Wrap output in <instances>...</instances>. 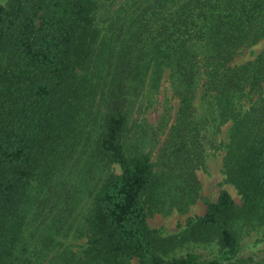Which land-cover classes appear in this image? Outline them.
I'll return each mask as SVG.
<instances>
[{
    "label": "trees",
    "instance_id": "trees-1",
    "mask_svg": "<svg viewBox=\"0 0 264 264\" xmlns=\"http://www.w3.org/2000/svg\"><path fill=\"white\" fill-rule=\"evenodd\" d=\"M260 40L264 0L0 4V264H264V48L234 63ZM208 146L240 205L199 193Z\"/></svg>",
    "mask_w": 264,
    "mask_h": 264
},
{
    "label": "rangeland",
    "instance_id": "rangeland-1",
    "mask_svg": "<svg viewBox=\"0 0 264 264\" xmlns=\"http://www.w3.org/2000/svg\"><path fill=\"white\" fill-rule=\"evenodd\" d=\"M5 0H0V4L4 3ZM264 48V40H260L254 45L245 46L241 48L237 56L234 59V63H242L248 60L253 59L256 54H258ZM156 106L150 108L144 117L151 124H155L161 115V112L165 106L169 107L168 113L171 116H174L176 108L178 106V98L174 95L173 90L170 86V81L168 78V74L164 75L162 79L160 92L156 98ZM172 118V117H171ZM172 122V119H171ZM229 124H225L221 127V133L215 135L216 141H220V139L224 138L226 129ZM223 150L221 149H213L211 146L207 147V156L205 161V166L199 168L197 170V177L200 182V191L202 197H205L209 200L214 201L220 189H225L229 192L234 202L238 205L241 204L240 196L238 195L236 189L228 182H226L225 176L222 172V157ZM155 157H153V160ZM115 172H119V168L117 165L112 166ZM206 211V205L202 199H197L196 202L189 207V210L186 213H178L173 210L168 214L156 213L150 217H148V224L151 228L157 229L162 235H172L179 232L182 226L185 223V220L189 216H199L204 214ZM83 242V239H77L73 242L72 248L75 250L78 249V246ZM76 244V245H75ZM190 244L183 245L180 247L179 252L183 251L185 247H188ZM202 248V247H201ZM206 251L205 248H202ZM209 249V248H208Z\"/></svg>",
    "mask_w": 264,
    "mask_h": 264
}]
</instances>
